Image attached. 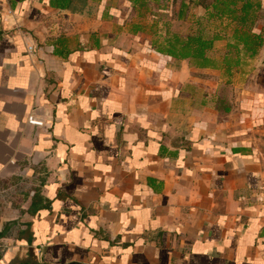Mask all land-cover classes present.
<instances>
[{
  "label": "crops",
  "instance_id": "0c3cea01",
  "mask_svg": "<svg viewBox=\"0 0 264 264\" xmlns=\"http://www.w3.org/2000/svg\"><path fill=\"white\" fill-rule=\"evenodd\" d=\"M170 1L0 0V264H264V43Z\"/></svg>",
  "mask_w": 264,
  "mask_h": 264
},
{
  "label": "trees",
  "instance_id": "16d2710c",
  "mask_svg": "<svg viewBox=\"0 0 264 264\" xmlns=\"http://www.w3.org/2000/svg\"><path fill=\"white\" fill-rule=\"evenodd\" d=\"M75 0H56V7L59 9L71 8ZM85 1V0H80ZM150 0H130V2L138 6L141 10L148 8ZM157 1V0H154ZM260 0H215L211 6H206L207 10H212L211 15L223 20L229 19L234 26V38L238 43L244 45L246 52L250 56H255L260 47L264 43L262 36L253 33L252 26H254L256 19H258V11L260 9ZM197 43L198 47L193 49V45ZM181 50L178 52L174 50H166L170 56L193 60L198 68L217 69L220 59L218 56H209L208 50L205 47V42L200 35L187 36V42L181 43ZM174 48V47H172ZM227 70L230 71L228 57L224 59Z\"/></svg>",
  "mask_w": 264,
  "mask_h": 264
},
{
  "label": "rangeland",
  "instance_id": "374dc122",
  "mask_svg": "<svg viewBox=\"0 0 264 264\" xmlns=\"http://www.w3.org/2000/svg\"><path fill=\"white\" fill-rule=\"evenodd\" d=\"M212 1L213 0H199V2H202L204 5H208V4L212 3ZM154 2H156V1H154ZM156 4H158L159 7L164 6V8H165L164 10L166 11V13H164L162 16L163 18H161V22H160L159 26H163V30L167 28L170 31V33H174V32L176 33V31H177V33H178V31L180 32L181 30L180 29L178 30V28L176 29L175 24L172 22V20H174V17L177 16L178 5H177V9L175 10L174 7L176 5H173L170 0H158V2H156ZM147 9H149V5H148ZM147 9H142V10H147ZM165 22L170 24L169 27L164 26L163 23H165ZM215 22H216L215 27H218L219 29H221V26L219 24L220 22L219 21H215ZM154 29H155V27L153 28V30ZM223 52H224V49L221 46V47L217 48V52H216L215 56H220V55H222Z\"/></svg>",
  "mask_w": 264,
  "mask_h": 264
},
{
  "label": "built area",
  "instance_id": "2783aa9c",
  "mask_svg": "<svg viewBox=\"0 0 264 264\" xmlns=\"http://www.w3.org/2000/svg\"><path fill=\"white\" fill-rule=\"evenodd\" d=\"M28 51L29 53H32L33 52V47L32 46H28ZM28 123L30 125H34V126H43V123L42 121H39L38 119L35 118V116L31 115L29 118H28ZM4 252V248H3V245H2V241L0 239V255H2ZM1 258V257H0ZM1 260V259H0Z\"/></svg>",
  "mask_w": 264,
  "mask_h": 264
}]
</instances>
